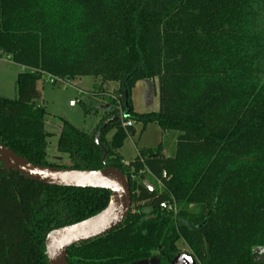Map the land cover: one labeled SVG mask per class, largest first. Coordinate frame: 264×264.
I'll list each match as a JSON object with an SVG mask.
<instances>
[{"label":"trees","instance_id":"trees-1","mask_svg":"<svg viewBox=\"0 0 264 264\" xmlns=\"http://www.w3.org/2000/svg\"><path fill=\"white\" fill-rule=\"evenodd\" d=\"M4 55L27 70L15 99L0 96V142L38 165L117 167L131 186L123 223L72 245L70 264H170L179 240L198 264H264V0H0ZM43 75L94 76L112 107L92 134L62 122L70 167L48 162ZM144 80L159 83L158 111L132 108ZM131 120L176 133L172 153L163 141L126 162ZM111 195L32 181L0 160V264H50L47 234L99 214Z\"/></svg>","mask_w":264,"mask_h":264},{"label":"rangeland","instance_id":"rangeland-1","mask_svg":"<svg viewBox=\"0 0 264 264\" xmlns=\"http://www.w3.org/2000/svg\"><path fill=\"white\" fill-rule=\"evenodd\" d=\"M26 70V67L17 65L9 56L0 57V96L15 99L18 95L17 76ZM100 83L94 76L77 77L68 83L62 80L55 84L47 83L45 80L38 82L41 91L39 103L46 110L45 129L50 133L47 147L50 164L64 167L72 165L70 154L58 151L63 121H68L79 130L92 134L96 132L101 119L111 112L112 107L108 106L107 95L103 96L100 92ZM154 84L155 89L152 93L146 81L138 82L133 88L130 100L134 112L148 113L160 109L159 83L156 81ZM105 88L112 91L115 85L111 84ZM72 100L76 102L75 105H71ZM131 121L134 126L126 128L127 136L119 148L126 162L135 159L141 148L157 147L163 141L169 142V147L165 146L166 154L172 153L176 133L165 135L164 130L156 123L145 126L140 121ZM114 133L115 128L107 133V137L111 138ZM178 245L183 251L189 250L183 240H179Z\"/></svg>","mask_w":264,"mask_h":264},{"label":"water","instance_id":"water-1","mask_svg":"<svg viewBox=\"0 0 264 264\" xmlns=\"http://www.w3.org/2000/svg\"><path fill=\"white\" fill-rule=\"evenodd\" d=\"M145 81L152 93L154 91L153 81ZM119 118L121 116H115L107 121L97 132L96 140L110 122L117 121ZM106 154L107 150L104 149V158ZM0 160L7 168L18 171L32 181L48 185L102 188L111 191V203L105 210L81 222L54 229L47 234L45 246L50 264H70L67 252L72 245L106 234L122 224L131 211V186L124 173L117 167L109 166L99 170H90L38 165L20 156L1 142ZM143 183L150 190H154L155 186L149 179H145ZM133 264H159V259L152 257ZM170 264H198V261L191 253L183 251L173 258Z\"/></svg>","mask_w":264,"mask_h":264},{"label":"built area","instance_id":"built-area-1","mask_svg":"<svg viewBox=\"0 0 264 264\" xmlns=\"http://www.w3.org/2000/svg\"><path fill=\"white\" fill-rule=\"evenodd\" d=\"M42 79L45 80V82L52 83V84H55V83H57L60 80L66 82V83L70 82L69 80H64V79H61V78H57V77L52 76V75H43ZM75 104H76V102L74 100H72L71 101V105H75ZM133 125L134 124H133L132 121H128V122H124L123 123L124 127H133ZM165 176H166V173H164V177ZM158 184H159V186L163 185L161 180H158ZM160 205L165 210L172 211L174 213L178 212V206H177V203L175 201H164Z\"/></svg>","mask_w":264,"mask_h":264},{"label":"crops","instance_id":"crops-1","mask_svg":"<svg viewBox=\"0 0 264 264\" xmlns=\"http://www.w3.org/2000/svg\"><path fill=\"white\" fill-rule=\"evenodd\" d=\"M139 82H145V80L144 81H139ZM153 85H154V89H155V84L153 83ZM134 126V125H133Z\"/></svg>","mask_w":264,"mask_h":264}]
</instances>
